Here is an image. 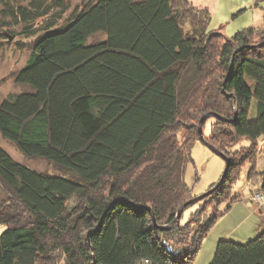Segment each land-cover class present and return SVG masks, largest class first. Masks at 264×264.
I'll list each match as a JSON object with an SVG mask.
<instances>
[{
  "label": "trees",
  "instance_id": "1",
  "mask_svg": "<svg viewBox=\"0 0 264 264\" xmlns=\"http://www.w3.org/2000/svg\"><path fill=\"white\" fill-rule=\"evenodd\" d=\"M1 3L0 37L21 26L35 41L15 75L26 89L0 103V134L60 172L0 143V264H193L223 215L205 223L206 203L240 200L245 163L264 193V23L227 37L190 0H85L68 19L70 0ZM205 115L207 143L228 157L239 139L250 146L192 210L185 177ZM209 264H264V230L221 239Z\"/></svg>",
  "mask_w": 264,
  "mask_h": 264
},
{
  "label": "rangeland",
  "instance_id": "2",
  "mask_svg": "<svg viewBox=\"0 0 264 264\" xmlns=\"http://www.w3.org/2000/svg\"><path fill=\"white\" fill-rule=\"evenodd\" d=\"M70 1L72 7L70 11H67L65 19H68L69 16L73 15L72 12L76 5H79L78 7L81 8L83 5L82 1L85 0ZM217 1L210 2V11L213 14L210 27L212 29H217L227 37L233 36L241 29L250 26H259L264 23V0L257 8L255 7L253 0ZM2 8H4V5L0 0V25L2 22ZM215 10H217V12H215ZM41 21H37L36 25ZM21 28V26L18 27L17 36L11 40H6L0 37V103L7 96L22 92L26 89L25 86L15 83V75L27 62L35 37L29 38L25 37L23 34L21 35L19 32ZM3 30L2 32L7 31ZM202 130L204 131L203 136L209 135L212 132V121L208 120V122L202 127ZM0 143L17 161L25 165L43 172H60L57 167L51 165L45 159L26 158L13 143L4 139L1 134ZM249 146V141L245 138H241L235 146L236 149L228 152L229 154L231 153L236 160H241L246 153L245 149ZM257 148V150H259V155L256 169L264 171V138L257 143ZM192 156L194 162L188 165L185 179L190 188H192V193L198 197L215 188L224 173L226 163L221 156L215 154L202 141L194 145ZM250 167L251 164L249 162L244 164L240 171V177L231 190L230 197H239L240 200L231 203V199H226L217 203L218 199L214 197L213 200L210 199V201L206 203L205 215H203L205 223L211 219L213 213H222L223 215L220 216L217 222L209 230L193 264H209L214 257L217 244L221 239L246 243L257 236L258 231H255V227L262 224L260 220H262L261 217L264 215L262 212L264 208V200H260V194L264 195V193L261 192V189H257L259 188V183L255 179L254 181L252 180L255 189L251 190V181H248ZM202 199H197L199 202L196 203V207L192 210H195L205 202V200L203 201ZM190 216L191 210L184 212L183 223L187 221ZM3 229L4 227H0V234L3 232Z\"/></svg>",
  "mask_w": 264,
  "mask_h": 264
},
{
  "label": "water",
  "instance_id": "3",
  "mask_svg": "<svg viewBox=\"0 0 264 264\" xmlns=\"http://www.w3.org/2000/svg\"><path fill=\"white\" fill-rule=\"evenodd\" d=\"M207 117V115L203 116L200 120V123H199V133H200V137H201V140L202 142H204L215 154L221 156L224 160H225V163H226V167H225V170H224V173L221 177V180L223 179V177L225 176V174L227 173L229 167H230V164L232 162V159L230 157H228L226 154H224L222 151L218 150L217 148L213 147L212 145H210L209 143L206 142L204 136H203V130H202V121ZM216 187V186H215ZM215 189V188H214ZM213 189V190H214ZM213 190L209 191V192H205L204 194L200 195L197 197V199H202L204 198L205 196L209 195V193H211ZM182 209L179 210L178 214L180 215ZM170 226H164V227H160L162 229H167L169 228Z\"/></svg>",
  "mask_w": 264,
  "mask_h": 264
},
{
  "label": "crops",
  "instance_id": "4",
  "mask_svg": "<svg viewBox=\"0 0 264 264\" xmlns=\"http://www.w3.org/2000/svg\"><path fill=\"white\" fill-rule=\"evenodd\" d=\"M194 5L198 6V7H207L211 10L210 7V2L211 1H217V0H190ZM218 2V1H217ZM215 12H217V10H215ZM264 207V206H263ZM262 212L264 213V208L262 210ZM262 220H260V222H262V224H260V226H256L255 227V231H261L264 230V215L261 217ZM259 222V223H260Z\"/></svg>",
  "mask_w": 264,
  "mask_h": 264
},
{
  "label": "bare ground",
  "instance_id": "5",
  "mask_svg": "<svg viewBox=\"0 0 264 264\" xmlns=\"http://www.w3.org/2000/svg\"><path fill=\"white\" fill-rule=\"evenodd\" d=\"M221 181V180H220ZM219 184H220V182H219ZM218 184V185H219ZM214 191V190H213ZM212 193V192H211ZM210 194V193H209ZM262 197H261V199L260 200H264V195L263 194H260Z\"/></svg>",
  "mask_w": 264,
  "mask_h": 264
},
{
  "label": "built area",
  "instance_id": "6",
  "mask_svg": "<svg viewBox=\"0 0 264 264\" xmlns=\"http://www.w3.org/2000/svg\"><path fill=\"white\" fill-rule=\"evenodd\" d=\"M261 196V195H260ZM262 197V196H261Z\"/></svg>",
  "mask_w": 264,
  "mask_h": 264
}]
</instances>
